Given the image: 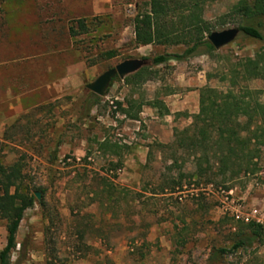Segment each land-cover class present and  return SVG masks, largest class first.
<instances>
[{"label":"rangeland","instance_id":"obj_1","mask_svg":"<svg viewBox=\"0 0 264 264\" xmlns=\"http://www.w3.org/2000/svg\"><path fill=\"white\" fill-rule=\"evenodd\" d=\"M147 1L0 0V85L10 89L0 96V162L18 164L16 188L33 197L7 264H264L257 243L208 259L249 222L235 210L256 208L264 231V131L254 170L236 176L214 147L199 175L174 134L189 126L203 86L264 99V79L239 66L264 53V19L262 40L238 31L209 54L152 65L185 45L134 43L133 17ZM241 1L203 0L210 31L236 27L230 7ZM131 57L148 60L143 72L129 83L114 77L89 106L84 85ZM130 97L144 103L136 119L116 105Z\"/></svg>","mask_w":264,"mask_h":264},{"label":"trees","instance_id":"obj_2","mask_svg":"<svg viewBox=\"0 0 264 264\" xmlns=\"http://www.w3.org/2000/svg\"><path fill=\"white\" fill-rule=\"evenodd\" d=\"M203 0H148V8L133 17V40L136 45L146 44H184L181 53H164L153 56L152 65L170 59L183 60L194 54H209L213 48L206 40L210 25L201 17ZM230 11L236 16L237 28L245 36L262 40L260 27L264 19V0H243L231 5ZM77 27L85 30L82 20ZM69 32L74 34L73 29ZM264 53H256L254 58H245L239 64L243 74L264 79ZM106 57L113 56V51H105ZM144 70L123 78L126 83L135 80ZM245 90V89H244ZM232 87L225 91L203 86L198 90V109L192 114L189 126L175 130L176 147L190 149L199 175L204 174L203 162L208 163V151L217 148L218 166L231 169L232 175L246 174L255 168L253 159L257 156L253 149L254 142L264 131V99H245ZM98 96L90 93L87 103L91 106ZM144 103L130 97L125 106L116 102L121 114L129 119H136ZM215 151V150H214ZM20 170L16 162L3 165L0 162V219L4 220L5 243L0 249V264H7L9 253L15 246V233L22 212L33 203V197L18 191L16 181ZM12 188V189H11ZM264 244L263 226L249 221L240 225L232 237L229 247H218L210 251L208 259L221 257L237 249L250 247L252 244Z\"/></svg>","mask_w":264,"mask_h":264},{"label":"water","instance_id":"obj_3","mask_svg":"<svg viewBox=\"0 0 264 264\" xmlns=\"http://www.w3.org/2000/svg\"><path fill=\"white\" fill-rule=\"evenodd\" d=\"M238 33L237 27H230L221 30H212L206 35V40L213 49H218L221 46L231 42ZM148 60L143 57L125 58L113 67H110L98 74L92 81L86 83L84 87L96 96L102 97L105 94L110 81L117 77L123 79L125 76L136 72L141 67L147 65ZM36 199H39V193L34 194Z\"/></svg>","mask_w":264,"mask_h":264},{"label":"built area","instance_id":"obj_4","mask_svg":"<svg viewBox=\"0 0 264 264\" xmlns=\"http://www.w3.org/2000/svg\"><path fill=\"white\" fill-rule=\"evenodd\" d=\"M262 216L259 214L258 210L256 208H252L247 213H241L238 210L234 211V217L243 220L244 222H248L250 220L260 223L262 222Z\"/></svg>","mask_w":264,"mask_h":264},{"label":"crops","instance_id":"obj_5","mask_svg":"<svg viewBox=\"0 0 264 264\" xmlns=\"http://www.w3.org/2000/svg\"><path fill=\"white\" fill-rule=\"evenodd\" d=\"M9 93H10V89L8 87H2L0 85V96L2 95V96H5L6 97V96L9 95ZM13 111L14 112L20 111V107L13 106Z\"/></svg>","mask_w":264,"mask_h":264}]
</instances>
